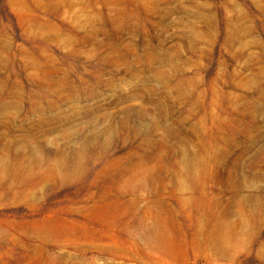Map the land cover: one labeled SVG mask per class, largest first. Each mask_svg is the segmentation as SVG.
I'll return each instance as SVG.
<instances>
[{
  "label": "rangeland",
  "instance_id": "1",
  "mask_svg": "<svg viewBox=\"0 0 264 264\" xmlns=\"http://www.w3.org/2000/svg\"><path fill=\"white\" fill-rule=\"evenodd\" d=\"M0 264H264V0H0Z\"/></svg>",
  "mask_w": 264,
  "mask_h": 264
}]
</instances>
